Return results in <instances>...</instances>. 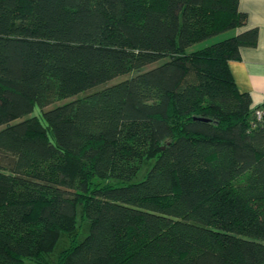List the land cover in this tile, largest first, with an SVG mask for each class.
Segmentation results:
<instances>
[{
  "label": "trees",
  "instance_id": "1",
  "mask_svg": "<svg viewBox=\"0 0 264 264\" xmlns=\"http://www.w3.org/2000/svg\"><path fill=\"white\" fill-rule=\"evenodd\" d=\"M246 22L239 0H0V264H264V104L228 66L258 29L187 51Z\"/></svg>",
  "mask_w": 264,
  "mask_h": 264
},
{
  "label": "crops",
  "instance_id": "2",
  "mask_svg": "<svg viewBox=\"0 0 264 264\" xmlns=\"http://www.w3.org/2000/svg\"><path fill=\"white\" fill-rule=\"evenodd\" d=\"M239 9L246 13L247 22L233 29L232 35L255 27L258 41L253 47H241L239 58L229 60L228 66L238 90L249 93L254 105L264 104V0H239Z\"/></svg>",
  "mask_w": 264,
  "mask_h": 264
},
{
  "label": "rangeland",
  "instance_id": "3",
  "mask_svg": "<svg viewBox=\"0 0 264 264\" xmlns=\"http://www.w3.org/2000/svg\"><path fill=\"white\" fill-rule=\"evenodd\" d=\"M232 34H233L232 30H229V31H226V32L221 33V34H219V35H216V36L210 37V38H208L207 40H204V41L198 42V43H196V44L190 46V47L188 48L187 51H194V50L200 49V48H202V47L208 46V45L213 44V43H215V42H217V41H220V40H222V39H225V38L231 36ZM156 64H157V63H156ZM131 75H133V73H132V74H129V75H126L125 77L117 78V79H115V80L120 81V80L125 79L126 77L131 76ZM115 80H113V81H115ZM64 101H65V100H60L59 102L55 103L54 105H56V104H61V103H63ZM145 169H146L145 166H143V167L141 168V170H140L139 173H138V177L141 176L142 173H144ZM78 214H79V210H78ZM86 229H87V227H86L84 221H82V223H81V228H80V230H79V236H83V235L85 234V232H86ZM66 245H67L66 236H64V237L62 236V237L58 240L57 244L55 245L54 250H53V254H54V255L57 254V252L60 251V250H61L63 247H65ZM51 256H52V255H51ZM24 264H30V263H29L28 260H25Z\"/></svg>",
  "mask_w": 264,
  "mask_h": 264
},
{
  "label": "built area",
  "instance_id": "4",
  "mask_svg": "<svg viewBox=\"0 0 264 264\" xmlns=\"http://www.w3.org/2000/svg\"><path fill=\"white\" fill-rule=\"evenodd\" d=\"M259 113H260V112H258V115H260Z\"/></svg>",
  "mask_w": 264,
  "mask_h": 264
}]
</instances>
